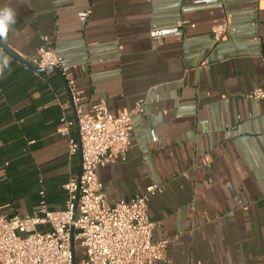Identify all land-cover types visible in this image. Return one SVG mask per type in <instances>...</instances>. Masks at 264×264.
I'll return each instance as SVG.
<instances>
[{
	"label": "crops",
	"instance_id": "crops-1",
	"mask_svg": "<svg viewBox=\"0 0 264 264\" xmlns=\"http://www.w3.org/2000/svg\"><path fill=\"white\" fill-rule=\"evenodd\" d=\"M17 12L0 47V214L33 216L39 182L50 211L64 209L63 185L80 171L74 106L61 77L18 59L46 39L72 67L78 106L104 99L132 119L124 157L100 168L109 203L150 184L151 264H264V0H0ZM227 24L213 40L211 29ZM11 51V52H9ZM74 124L59 135L60 119ZM47 232L46 226L38 227Z\"/></svg>",
	"mask_w": 264,
	"mask_h": 264
},
{
	"label": "built area",
	"instance_id": "built-area-1",
	"mask_svg": "<svg viewBox=\"0 0 264 264\" xmlns=\"http://www.w3.org/2000/svg\"><path fill=\"white\" fill-rule=\"evenodd\" d=\"M228 29L221 24L211 29L219 41ZM28 65L60 72L70 93L78 129V142L67 141L68 155L80 154V176L70 178L63 190L67 194L64 209L50 211L39 182L38 208L33 216L5 217L0 214V264H73L70 253V229L73 228L74 264H151L164 259L166 240L153 241L155 224L148 217L149 200L162 193V187L150 184L127 201L109 203L97 178L100 168L124 157L129 146L132 119L144 114L145 102L137 100L127 112L112 114L104 99L87 113L78 106L72 69L42 39L35 55L21 58ZM252 101L264 100V91L248 94ZM59 135L68 138L74 124L60 119ZM46 226L47 232L38 227Z\"/></svg>",
	"mask_w": 264,
	"mask_h": 264
},
{
	"label": "clouds",
	"instance_id": "clouds-1",
	"mask_svg": "<svg viewBox=\"0 0 264 264\" xmlns=\"http://www.w3.org/2000/svg\"><path fill=\"white\" fill-rule=\"evenodd\" d=\"M17 12L9 7H0V40H7L8 34L11 30H14L16 24ZM10 65V58L0 51V75Z\"/></svg>",
	"mask_w": 264,
	"mask_h": 264
},
{
	"label": "water",
	"instance_id": "water-1",
	"mask_svg": "<svg viewBox=\"0 0 264 264\" xmlns=\"http://www.w3.org/2000/svg\"><path fill=\"white\" fill-rule=\"evenodd\" d=\"M0 47L1 48H3V49H5V50H7L6 49V47L4 46V45H1V43H0ZM8 51V50H7ZM9 52H11V51H9ZM12 53V52H11ZM13 54V53H12ZM14 55V54H13ZM17 59H18V61L23 65V66H25V67H27L28 69H31V70H33V71H35V72H46V71H48V70H52V71H54L55 73H57L60 77H61V79L63 80V84H64V86L66 87V82H65V80H64V78L61 76V74H60V72L59 71H57V70H55V69H43V70H40V69H37V68H34V67H32V66H30V65H28L25 61H23L20 57H18L17 55H14ZM66 89H67V87H66ZM68 90V89H67ZM80 176V171H79V174H78V177ZM70 233H71V239H70V253H71V258H72V263L74 264V243H73V233H74V230H73V228H71L70 229Z\"/></svg>",
	"mask_w": 264,
	"mask_h": 264
}]
</instances>
